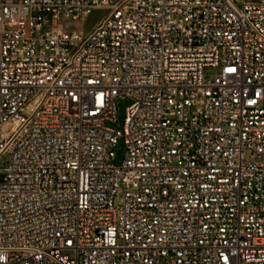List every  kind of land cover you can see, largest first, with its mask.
I'll return each instance as SVG.
<instances>
[{
  "label": "built area",
  "instance_id": "1",
  "mask_svg": "<svg viewBox=\"0 0 264 264\" xmlns=\"http://www.w3.org/2000/svg\"><path fill=\"white\" fill-rule=\"evenodd\" d=\"M4 154L0 264H264V0H0Z\"/></svg>",
  "mask_w": 264,
  "mask_h": 264
},
{
  "label": "rangeland",
  "instance_id": "2",
  "mask_svg": "<svg viewBox=\"0 0 264 264\" xmlns=\"http://www.w3.org/2000/svg\"><path fill=\"white\" fill-rule=\"evenodd\" d=\"M108 11L103 8H96L93 9L90 13V15L82 22H75V23H68L67 26H69L72 29H75L77 31H82L84 34H89L95 26L107 15ZM118 103H121L123 105L122 110L124 109V106L126 105V102L119 101ZM117 123L120 125L123 119V113L121 115L117 114ZM9 156L8 154H4L0 158V165L4 166L8 163ZM120 160V157H118L117 161Z\"/></svg>",
  "mask_w": 264,
  "mask_h": 264
},
{
  "label": "water",
  "instance_id": "3",
  "mask_svg": "<svg viewBox=\"0 0 264 264\" xmlns=\"http://www.w3.org/2000/svg\"><path fill=\"white\" fill-rule=\"evenodd\" d=\"M121 113V105H119V114Z\"/></svg>",
  "mask_w": 264,
  "mask_h": 264
}]
</instances>
